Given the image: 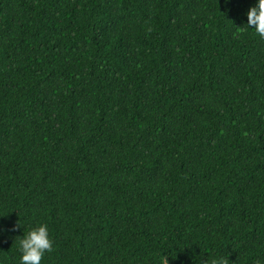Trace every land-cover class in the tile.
Masks as SVG:
<instances>
[{"label": "trees", "instance_id": "1", "mask_svg": "<svg viewBox=\"0 0 264 264\" xmlns=\"http://www.w3.org/2000/svg\"><path fill=\"white\" fill-rule=\"evenodd\" d=\"M255 0H0V264H264Z\"/></svg>", "mask_w": 264, "mask_h": 264}, {"label": "clouds", "instance_id": "2", "mask_svg": "<svg viewBox=\"0 0 264 264\" xmlns=\"http://www.w3.org/2000/svg\"><path fill=\"white\" fill-rule=\"evenodd\" d=\"M246 27L252 29L254 34L264 39V0H255L244 13ZM18 240L17 251L19 253L18 264H42L45 253L50 252L53 241L49 229L45 223H38L23 231ZM224 256H212L208 258V264H227ZM161 264H166L165 256Z\"/></svg>", "mask_w": 264, "mask_h": 264}]
</instances>
